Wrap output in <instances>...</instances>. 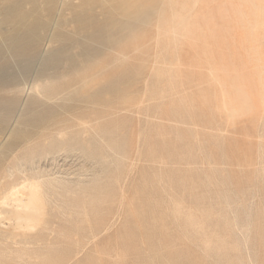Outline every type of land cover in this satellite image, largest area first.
<instances>
[{
	"label": "rangeland",
	"instance_id": "1",
	"mask_svg": "<svg viewBox=\"0 0 264 264\" xmlns=\"http://www.w3.org/2000/svg\"><path fill=\"white\" fill-rule=\"evenodd\" d=\"M48 1L41 44L60 36L55 85L73 86L81 54L117 53L129 34L109 23L104 43L62 52L74 25L54 29ZM157 6L160 20L90 90L47 103L35 74L22 82L15 116L27 122L0 164L27 138L30 153L0 176V207L3 185L25 190L32 228L29 242L6 240L11 264H264V0Z\"/></svg>",
	"mask_w": 264,
	"mask_h": 264
},
{
	"label": "bare ground",
	"instance_id": "2",
	"mask_svg": "<svg viewBox=\"0 0 264 264\" xmlns=\"http://www.w3.org/2000/svg\"><path fill=\"white\" fill-rule=\"evenodd\" d=\"M157 3L159 0L48 1V9L55 10L61 17L60 22L53 25L54 29L62 27L68 22L74 25L73 29L67 33L74 39H68L62 47V52L67 53L74 47L83 48L88 44L90 46L98 44L96 42L104 43L103 40L110 27L109 23L114 28L129 34L120 44L121 50L117 53L113 52L114 48H104L102 52L96 55H84L82 57L81 54L82 62H75L70 68L69 75L72 74L76 77L74 81L71 80L73 83H69L73 86H59L55 85V81L57 75L60 74L61 76L62 72L53 71L57 61L54 58L55 53L51 42L60 36L50 34L48 41L43 45L41 44V35L46 29L43 23L38 21V19H42L43 2L41 0H0V157L8 140L17 133L18 125L27 122V114L20 118L17 117L18 119L15 116L20 94L25 87L23 85V89H21L23 81L26 83V80L35 74L36 79L30 86L31 91L34 92L29 90L28 96L30 98L37 92L38 98L47 103L59 99L61 95H65L74 89L87 88L90 90L89 87L106 75H104V70L107 67L126 60L127 54L124 50L130 42L140 41L145 35L144 29L160 20L158 17L160 9ZM67 12L72 15L71 21H67L65 18ZM96 16H102L103 21L97 22ZM100 55H105L112 61L102 62ZM50 71H53L51 75L49 74ZM47 75H50L48 82L44 80ZM25 83L23 82V84ZM25 89L27 90L26 87ZM35 99L37 98L35 97ZM32 100L34 101V97ZM30 145L31 139L27 138L23 146L18 148L16 154L8 155L10 156L8 162L0 164V176L6 177L10 172L12 173V169L16 167L17 154L27 156L30 153ZM11 173L10 175H12ZM48 182L50 186H53V183ZM61 185L60 188H62ZM3 188L5 190L2 189L3 195L1 196H3L4 202H1L3 206L0 207V264H11L8 262L7 256L10 250L9 248L4 249L3 246H8L6 240L17 236H21L29 242L30 238L27 231L32 228V213L28 210L32 207V201L29 197L20 198L23 195L28 196V193L25 190L16 191V185L13 183L3 185ZM138 217L140 219V216ZM50 262L53 264L51 260L43 264Z\"/></svg>",
	"mask_w": 264,
	"mask_h": 264
}]
</instances>
